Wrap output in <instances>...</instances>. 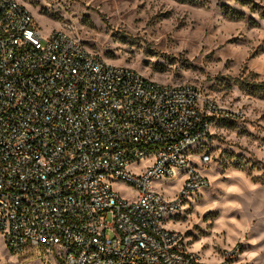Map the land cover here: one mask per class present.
<instances>
[{"label":"built area","instance_id":"obj_1","mask_svg":"<svg viewBox=\"0 0 264 264\" xmlns=\"http://www.w3.org/2000/svg\"><path fill=\"white\" fill-rule=\"evenodd\" d=\"M216 101L106 62L64 30L44 37L17 0H0V236L10 253L58 264L205 262L165 226L208 187L198 165ZM142 163V164H141ZM173 197L153 182L176 181ZM138 190L127 199L114 189Z\"/></svg>","mask_w":264,"mask_h":264},{"label":"rangeland","instance_id":"obj_2","mask_svg":"<svg viewBox=\"0 0 264 264\" xmlns=\"http://www.w3.org/2000/svg\"><path fill=\"white\" fill-rule=\"evenodd\" d=\"M44 37L64 30L106 62L163 84H190L213 98L208 187L165 226L205 262L240 252L264 264V0H17ZM142 164V163H141ZM178 180L153 182L173 198ZM121 196L138 190L117 183ZM0 264H58L44 251L13 254L0 236Z\"/></svg>","mask_w":264,"mask_h":264}]
</instances>
